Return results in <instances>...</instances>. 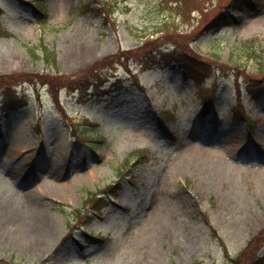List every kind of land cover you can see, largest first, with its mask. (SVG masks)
Returning a JSON list of instances; mask_svg holds the SVG:
<instances>
[{"label":"rangeland","instance_id":"1","mask_svg":"<svg viewBox=\"0 0 264 264\" xmlns=\"http://www.w3.org/2000/svg\"><path fill=\"white\" fill-rule=\"evenodd\" d=\"M92 1L46 0L43 21L35 0H0V264H226L221 242L252 264L264 255V0L219 33L205 30L232 0H199L144 41L173 12L164 0H118L113 19L86 12ZM41 41L59 73L30 55ZM163 48L209 64L204 83L142 70ZM142 149L148 161L126 164ZM91 192L104 197L84 204Z\"/></svg>","mask_w":264,"mask_h":264},{"label":"trees","instance_id":"2","mask_svg":"<svg viewBox=\"0 0 264 264\" xmlns=\"http://www.w3.org/2000/svg\"><path fill=\"white\" fill-rule=\"evenodd\" d=\"M176 2L175 6L172 7V10L174 11L175 14H177L178 16H180V18L185 21L188 19V17L191 15V12L193 9H198V7L200 6V2L199 0H174ZM102 8L106 10V14L111 16L116 9V0H100L99 1ZM171 2H173L172 0H166L167 5H169ZM245 4L249 7L248 1L245 0ZM90 7V6H88ZM33 11L39 15H43L45 16V4H44V0H38V2L36 3L35 7H33ZM176 20L177 18H173V20H167L166 22H164L162 25H160V27L152 33V35H154L157 32H163L165 33H169L170 31H172L175 26H176ZM243 17H239L235 14H233L232 16H226V14H219L217 17L214 18V20L209 23L208 26V30H212L215 32L220 31L223 27L231 24L232 22H237L240 23L242 22ZM0 35L2 36H8L9 33L8 31H6L5 29H3L0 26ZM145 36H147V34H143L142 38L145 39ZM39 51H41L42 55H39ZM30 55L34 58V59H38L40 57H42L45 61V63L49 66H52L56 69L57 73H59V67L57 65V55L54 51L50 50L48 48L47 45H45L44 43H40V46L38 48H30ZM170 55H173L172 60L174 61V65L173 67L175 68H180L183 73L184 76L187 80H197L198 82L201 81V79L204 77L205 75V64L202 63V61H200L199 59L193 57V56H188V55H184V54H179V56H176V53H172ZM167 54H163L161 52H159L158 54H156V56L154 58L157 59V57L159 58L158 60L160 62H162V60H164V58L170 56ZM156 60V62H159ZM11 102V100H10ZM9 102V103H10ZM12 105H6L7 109H13L11 107ZM134 157H136V162L140 163L143 161L148 160V153L144 150H138L136 152H134ZM111 192H115V190H117L119 188L118 185H111L108 187ZM92 193L89 194V196ZM92 196V195H91ZM88 197L89 198H91ZM88 199H86V203L88 202ZM100 199H97V201ZM214 235L217 237L216 232L214 231ZM258 239V236L256 239H254L253 242L250 243V245H256V240ZM97 240H102V239H97ZM262 240V239H261ZM260 240V241H261ZM223 248L225 250V256L227 258V264H242L243 262V258L244 256V252L240 253L238 256H231L228 252V250L225 248V246L223 245ZM262 258L261 257H257L252 264H261L262 262Z\"/></svg>","mask_w":264,"mask_h":264},{"label":"bare ground","instance_id":"3","mask_svg":"<svg viewBox=\"0 0 264 264\" xmlns=\"http://www.w3.org/2000/svg\"><path fill=\"white\" fill-rule=\"evenodd\" d=\"M90 56H91V52L90 51H85V52H82L81 50L80 51L79 50L77 51V59H79L78 61H82L84 58H88ZM207 160H209V159H207ZM200 165H203L204 166V162L202 164L201 163L196 164L195 161H194V165H192L191 168L193 166H194V169H196V170H197V168H199L202 172L201 171H198V172L201 173L203 176H207V178H213L214 177L213 174L220 173L221 172L220 167L217 166L218 163H216V164H214L212 166L205 165L203 168Z\"/></svg>","mask_w":264,"mask_h":264}]
</instances>
